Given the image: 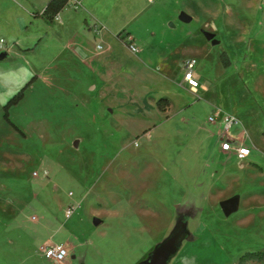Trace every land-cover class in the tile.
Instances as JSON below:
<instances>
[{
	"label": "rangeland",
	"instance_id": "obj_1",
	"mask_svg": "<svg viewBox=\"0 0 264 264\" xmlns=\"http://www.w3.org/2000/svg\"><path fill=\"white\" fill-rule=\"evenodd\" d=\"M44 5L0 0V264H57L46 241H64L74 264H136L170 238L168 264L264 250V0H85L51 24L30 14ZM184 54L200 90L172 108L163 93ZM214 108L239 118L247 158L220 149Z\"/></svg>",
	"mask_w": 264,
	"mask_h": 264
},
{
	"label": "built area",
	"instance_id": "obj_2",
	"mask_svg": "<svg viewBox=\"0 0 264 264\" xmlns=\"http://www.w3.org/2000/svg\"><path fill=\"white\" fill-rule=\"evenodd\" d=\"M69 3L74 8L81 7V0H69ZM55 20H59V15L56 16ZM94 30L98 33L100 27L95 25ZM128 40L130 51L134 53L138 52V46L133 43L131 38ZM8 47V41L0 35V52L6 51ZM98 47L101 48V45H98ZM195 64L194 58H188L183 63V81L193 93L197 92L199 86V81L195 77ZM208 120L217 127V140L222 151L232 152L241 160L248 157L251 151L250 147L232 131L241 124L237 116L226 113L219 108H214L209 114ZM78 206V203L68 205L64 210L65 217H71ZM41 252L46 258L57 264L66 262L70 255L66 246L61 242L44 244L41 246Z\"/></svg>",
	"mask_w": 264,
	"mask_h": 264
},
{
	"label": "crops",
	"instance_id": "obj_3",
	"mask_svg": "<svg viewBox=\"0 0 264 264\" xmlns=\"http://www.w3.org/2000/svg\"><path fill=\"white\" fill-rule=\"evenodd\" d=\"M44 1V3L46 4V2H47V0H46V2H45V0H43ZM84 1L85 0H81V8L83 7V3H84ZM36 5V4H35ZM45 6V5H44ZM33 7H35L34 9L32 8V10L30 9V14H31V12L32 11H34V10H42L43 8H41V6L40 7H38V6H33ZM80 8V7H79ZM61 13H62V11L59 13V20L60 21H63V19L64 18H62L61 17ZM40 18V17H39ZM172 26H174L173 24H171ZM0 35L1 36H3L1 33H0ZM4 37V36H3ZM131 38H132V40H133V43L134 44H136V35L135 34H133V33H131ZM137 45V44H136ZM138 46V45H137ZM192 56L191 55H187V54H184V56L182 57V59L180 60V68H181V70H180V73H179V76H178V78L176 79V82H173L172 80H171V78L169 77V76H167V78L170 80V84H171V86L169 87V89H168V91L167 92H164L163 94H166L169 98H170V100H171V107L173 108V107H175V104H174V100H173V98H174V96H175V94L176 95H179V96H181L182 94L184 95V94H189V95H192L193 96V94L191 93V91L189 90V88H188V86L186 85V83L183 81V63H184V61L186 60V59H188V58H191ZM130 86L132 87V93L134 94V95H137V91H136V86H135V84H133V83H130ZM198 90H200V84H199V86H198V88H197V91ZM157 95V94H156ZM155 95V96H156ZM155 96L153 95V97L151 98L152 99V108L157 112V113H160V112H166V111H162V110H160L159 108H158V106H157V103L154 101V98H155ZM168 100V99H167ZM186 101H188V99H184L183 100V102H186ZM182 102V103H183ZM155 125V124H154ZM239 198V197H238ZM195 199H196V197H195V194H193L192 195V197H190V195L189 196H187L186 198H185V200H183L182 202H180L177 206V208H178V210L182 213V214H186V213H189V212H192L193 210H194V202H195ZM239 205H240V198H239V202H238V207H237V209L239 208ZM236 209V210H237ZM57 242H61V243H64V241H46L45 243H47V244H50V243H57ZM148 254V253H147ZM147 254L139 261V262H141L142 260H144L146 257H147ZM75 258V255L72 253V254H70V260L68 261V262H66V264H74V259ZM139 262H137L136 264H138ZM252 262H254V261H252ZM259 262V261H258Z\"/></svg>",
	"mask_w": 264,
	"mask_h": 264
},
{
	"label": "water",
	"instance_id": "obj_4",
	"mask_svg": "<svg viewBox=\"0 0 264 264\" xmlns=\"http://www.w3.org/2000/svg\"><path fill=\"white\" fill-rule=\"evenodd\" d=\"M179 18L182 21H185V22H188V21L191 20V16L188 15L184 11H182L179 14ZM203 33H204L206 39L209 40V41H211L212 44L219 43V40L216 39L215 34L213 32L204 31ZM6 54L7 53L4 52V51L0 52V58L5 57ZM76 143H77V141L75 142V144ZM238 202H239V198L237 196H233V197H230V198H227V199L221 201L220 207L223 210V212L226 215H228V214H230L231 212H233V211H235L237 209ZM183 217H184V214H183ZM184 219H186V218H184ZM93 222H94L95 225H98L101 221H100L99 218H94ZM175 240H176L175 238H170L169 240L166 241V243L169 242V243L172 244V242L174 243ZM166 243H164V244H166ZM163 245L155 247L151 251V253H149L147 255V257L144 260H142L141 262H139L138 264H168L169 260L173 256V254H170L168 256L167 254L169 252V249L167 251H165L164 249L162 250L161 247ZM175 250H178V248L177 247H174V253L176 252Z\"/></svg>",
	"mask_w": 264,
	"mask_h": 264
},
{
	"label": "trees",
	"instance_id": "obj_5",
	"mask_svg": "<svg viewBox=\"0 0 264 264\" xmlns=\"http://www.w3.org/2000/svg\"><path fill=\"white\" fill-rule=\"evenodd\" d=\"M69 3V0H47L45 6L42 10H34L31 12L33 17H42L48 23H53L55 18L59 13L66 7ZM120 34V33H119ZM127 44L129 40H126ZM167 98L160 97L157 100V106L160 110L166 111L167 108ZM6 118L10 121L8 117L7 110L5 111ZM14 128L19 129L18 126L10 121ZM264 260V250H253L246 251L239 256L238 263L239 264H250L252 261H262Z\"/></svg>",
	"mask_w": 264,
	"mask_h": 264
}]
</instances>
